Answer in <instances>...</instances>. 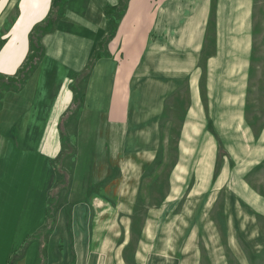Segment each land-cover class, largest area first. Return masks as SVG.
<instances>
[{
    "label": "crops",
    "instance_id": "crops-1",
    "mask_svg": "<svg viewBox=\"0 0 264 264\" xmlns=\"http://www.w3.org/2000/svg\"><path fill=\"white\" fill-rule=\"evenodd\" d=\"M234 3L251 12L252 0H0V264H132L131 228L96 226L94 204L110 201L121 224L130 220L161 133L172 124H184L181 139L203 131V60L212 74L223 55L241 59V44L251 40L247 32L235 39ZM62 124L74 152L60 193L66 177L56 165L68 149ZM245 135L242 164L229 158L213 171V150L202 172L211 158L204 154L186 197L224 193L233 203L224 209L233 249L244 244L242 264H264V128ZM199 179L212 180L210 194L200 191L210 181ZM171 186L162 198L169 219L188 189ZM48 215L55 219L41 236ZM15 230L16 251L1 252ZM148 237L152 251L156 234Z\"/></svg>",
    "mask_w": 264,
    "mask_h": 264
},
{
    "label": "rangeland",
    "instance_id": "rangeland-1",
    "mask_svg": "<svg viewBox=\"0 0 264 264\" xmlns=\"http://www.w3.org/2000/svg\"><path fill=\"white\" fill-rule=\"evenodd\" d=\"M237 4H229L234 10L230 12V18L233 19L234 15V20L241 23L235 29V39L242 38L247 32L251 40L241 44V59L223 55L226 58L219 60L221 67L215 65L218 70H214L212 74L209 72L207 60H203L205 73L200 95L205 104L208 102L206 105L208 120L200 126H204L203 131L198 127L189 133L192 137L181 139L184 124H172L171 132L167 131L164 137H162L164 133H161L160 153L156 155L155 167L150 165L145 185L140 190L141 197L134 207L135 213L130 220L125 219L124 224H121L111 208L113 206L110 205V201L94 204L95 214L98 213L102 217L98 216L96 226L102 228L107 226L109 231L119 226L131 228L128 241L134 247L126 253L131 256L132 264H242V253H248L244 244H241L240 251L233 249V244L229 240L233 228L229 229L224 211L225 209L229 213L233 203H228L226 196H223L224 193L217 194L216 197L207 195L212 192L211 179H199L202 184L210 181L203 188L200 187V191H207L205 194L209 196L207 199L200 198L199 201L197 197L190 199L186 197L187 192L195 185L197 175L202 171L200 160L204 154L209 153L210 158V152L216 151L218 159L216 165L211 168L213 171L215 168L218 172L222 163L229 158L232 166L236 167L242 164L237 163V159L241 162L244 160L245 142L250 144V138L248 135L243 136L244 132H253L258 137L264 128V0H252L248 16L247 9L239 11ZM242 6V9H245L247 5L243 3ZM219 45L222 44L212 43L213 48ZM34 49L38 52L36 47ZM64 126L67 127V124H62L63 130ZM161 129L163 131L164 128ZM69 149L72 148L68 147L67 151ZM70 156L65 157L61 163L58 161L56 170L60 175V164L65 168V160ZM213 161L214 158L211 157L205 163L202 172H206L208 163L211 162L212 165ZM174 174L179 178L174 180ZM210 174L212 175L211 172ZM61 182L51 190V197ZM173 182L185 184L188 189L182 193L181 201L173 206L171 218H163L162 198L164 193L173 189L171 186ZM66 188L60 186V193ZM23 194L28 196L30 191L27 190ZM56 199L54 195V210L57 212ZM107 207L108 212L105 210ZM166 209L165 206L164 210ZM54 219V216L48 215L45 232L41 231V236L46 235V228L53 224ZM12 224L16 227V220H13ZM15 231L18 233L5 237L2 242L4 249L1 252L8 254L16 251L20 230ZM148 232L156 234L155 249L152 251H149L151 240ZM137 245L138 257L134 249ZM255 262L258 264L259 260Z\"/></svg>",
    "mask_w": 264,
    "mask_h": 264
},
{
    "label": "trees",
    "instance_id": "trees-1",
    "mask_svg": "<svg viewBox=\"0 0 264 264\" xmlns=\"http://www.w3.org/2000/svg\"><path fill=\"white\" fill-rule=\"evenodd\" d=\"M33 42H34V39H33ZM38 49L40 48L38 45H37V43L35 42V44H34ZM29 71H31V68L28 70V72ZM82 99V98H81ZM80 99V100H81ZM80 105V101H79V103H78V106ZM78 106H77V108H78ZM75 110H77L76 108H75ZM65 127L66 126H64V130H63V137H64V141H65V144L68 146V147H70L71 145H70V143H69V139H68V136H67V132H66V129H65ZM74 151L72 150V149H69V151H65V152H63L62 154H61V156H60V159H59V161H60V163L63 161V159L65 158V157H67V156H70L72 153H73ZM59 163V164H60ZM59 171L61 172V174H64L65 175V182H64V184H63V186L61 185V187L63 188V187H67L68 186V184H69V175L65 172V170L62 168V166H61V164H60V167H59Z\"/></svg>",
    "mask_w": 264,
    "mask_h": 264
}]
</instances>
